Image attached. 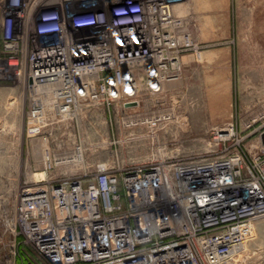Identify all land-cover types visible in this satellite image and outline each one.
<instances>
[{
  "label": "built area",
  "instance_id": "obj_1",
  "mask_svg": "<svg viewBox=\"0 0 264 264\" xmlns=\"http://www.w3.org/2000/svg\"><path fill=\"white\" fill-rule=\"evenodd\" d=\"M181 1L7 0L43 160L17 228L43 264H234L264 220V114L216 128L205 152L174 146L169 86L200 49Z\"/></svg>",
  "mask_w": 264,
  "mask_h": 264
},
{
  "label": "rangeland",
  "instance_id": "obj_2",
  "mask_svg": "<svg viewBox=\"0 0 264 264\" xmlns=\"http://www.w3.org/2000/svg\"><path fill=\"white\" fill-rule=\"evenodd\" d=\"M6 8L7 0H0V264H43L17 228L19 195L26 184L34 182L43 160L39 135L28 117L27 54L31 48L25 45L18 53L17 67L9 65L1 29ZM186 19L200 45L191 54L194 58L202 54L203 59L202 64L183 65L176 81L185 122L176 131L182 143L174 146L196 154L210 148L216 128L233 124L240 133L250 120L264 114V0H230L231 32L225 38L209 35L205 28L199 37L196 21ZM202 76L217 78L215 87L205 91ZM248 230L246 251L234 264H264V220Z\"/></svg>",
  "mask_w": 264,
  "mask_h": 264
},
{
  "label": "crops",
  "instance_id": "obj_3",
  "mask_svg": "<svg viewBox=\"0 0 264 264\" xmlns=\"http://www.w3.org/2000/svg\"><path fill=\"white\" fill-rule=\"evenodd\" d=\"M176 10L180 16L185 18L190 17L196 21V31H198L197 35L199 37L203 36L204 28L209 35L212 34L218 39L230 35V0H182L181 3L176 6ZM202 59V54L194 58V55L187 53L183 57V65L193 63V61L202 64ZM215 80H217V78L211 79L202 76L201 81L203 83L201 87L204 86L205 91L208 87H211V85L215 87ZM209 81L210 83L208 84ZM175 85L179 86L180 84L176 82L170 85L169 90L174 96L181 97L180 90H177L178 88H176ZM217 86L218 85H216V87ZM226 88L228 91L231 90V85H227Z\"/></svg>",
  "mask_w": 264,
  "mask_h": 264
},
{
  "label": "bare ground",
  "instance_id": "obj_4",
  "mask_svg": "<svg viewBox=\"0 0 264 264\" xmlns=\"http://www.w3.org/2000/svg\"><path fill=\"white\" fill-rule=\"evenodd\" d=\"M250 228H251V227H250ZM248 229H249V228H248ZM245 251H246V250H245ZM245 251H243V252H245ZM243 252H241V253H243ZM241 253H240V254H241ZM238 255H239V254H238ZM238 255H237V256H238ZM237 256L235 257V261H234L235 263H236Z\"/></svg>",
  "mask_w": 264,
  "mask_h": 264
}]
</instances>
